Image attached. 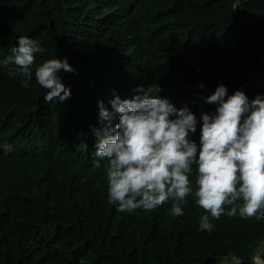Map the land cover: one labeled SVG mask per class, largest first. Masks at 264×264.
Listing matches in <instances>:
<instances>
[{
  "label": "trees",
  "instance_id": "obj_1",
  "mask_svg": "<svg viewBox=\"0 0 264 264\" xmlns=\"http://www.w3.org/2000/svg\"><path fill=\"white\" fill-rule=\"evenodd\" d=\"M21 36L46 49L28 88L4 65ZM56 58L75 70L59 73L71 98L45 103L35 70ZM153 84L197 117V144L218 85L264 96V0H0V264H264V219L229 218L231 206L211 218L195 165L183 216L171 200L134 212L108 203L107 161L92 166L108 123L98 102L111 112L113 93Z\"/></svg>",
  "mask_w": 264,
  "mask_h": 264
},
{
  "label": "clouds",
  "instance_id": "obj_2",
  "mask_svg": "<svg viewBox=\"0 0 264 264\" xmlns=\"http://www.w3.org/2000/svg\"><path fill=\"white\" fill-rule=\"evenodd\" d=\"M45 51L34 40L19 37L4 62L5 67L14 65L8 75L22 76V86L30 87L31 66L36 54ZM74 71L67 58L49 59L36 68L35 78L46 90L45 103L71 98L59 73ZM135 91L137 95L124 100L113 93L111 112L98 102L100 119L108 123L97 132L92 166L99 169L107 161L110 205H118L121 212L152 211L171 200L172 215L183 216L193 192L189 176L195 165L197 204L211 218L218 220L231 206L229 218L264 219V96L250 101L243 91L228 95L227 87L218 85L206 99L217 105L216 111L202 114L197 144L190 139L197 131V117L187 105L177 109L167 98L155 95L159 91L155 84L140 85ZM113 115L119 118L114 127ZM2 147L5 155L12 151L11 145ZM213 227L209 215L200 218V231L210 233Z\"/></svg>",
  "mask_w": 264,
  "mask_h": 264
},
{
  "label": "rangeland",
  "instance_id": "obj_3",
  "mask_svg": "<svg viewBox=\"0 0 264 264\" xmlns=\"http://www.w3.org/2000/svg\"><path fill=\"white\" fill-rule=\"evenodd\" d=\"M258 261H260V260H258Z\"/></svg>",
  "mask_w": 264,
  "mask_h": 264
}]
</instances>
